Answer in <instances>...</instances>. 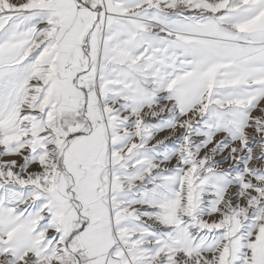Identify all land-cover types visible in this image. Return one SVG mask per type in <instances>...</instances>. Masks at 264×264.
Returning a JSON list of instances; mask_svg holds the SVG:
<instances>
[{"label": "snow or ice", "instance_id": "snow-or-ice-1", "mask_svg": "<svg viewBox=\"0 0 264 264\" xmlns=\"http://www.w3.org/2000/svg\"><path fill=\"white\" fill-rule=\"evenodd\" d=\"M0 264H264V0H0Z\"/></svg>", "mask_w": 264, "mask_h": 264}]
</instances>
